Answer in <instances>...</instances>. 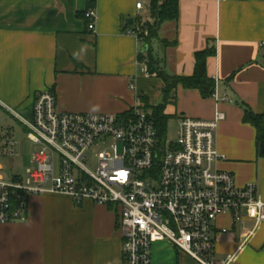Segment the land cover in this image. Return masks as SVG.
<instances>
[{
  "label": "crops",
  "instance_id": "obj_1",
  "mask_svg": "<svg viewBox=\"0 0 264 264\" xmlns=\"http://www.w3.org/2000/svg\"><path fill=\"white\" fill-rule=\"evenodd\" d=\"M137 2L144 6L140 13ZM146 7L147 0H94L95 30L89 31L88 0H0V110L31 119L35 97L46 90L54 93L57 110L67 113L122 115L137 97L150 108L162 106L164 82L141 72L144 39L126 34L141 29L140 17L151 21ZM178 10L177 20L160 26L152 56L164 74L191 78L196 54L214 49L206 75L215 82L217 99L179 84L163 114L176 131L181 117L211 120L223 113L216 132L218 168L231 173L238 187L255 184L264 200V159L257 155L255 129L243 122L244 107L264 114V0H178ZM18 144L6 156L14 157ZM118 213L67 196L28 197L25 220L0 225V264H118ZM214 229L217 260L230 255L231 264H264V222L253 230L249 219L233 223L221 216ZM151 264L197 263L158 242Z\"/></svg>",
  "mask_w": 264,
  "mask_h": 264
},
{
  "label": "built area",
  "instance_id": "obj_2",
  "mask_svg": "<svg viewBox=\"0 0 264 264\" xmlns=\"http://www.w3.org/2000/svg\"><path fill=\"white\" fill-rule=\"evenodd\" d=\"M135 8L144 10L141 2ZM84 17L87 29L94 31L95 9ZM138 31L126 34L143 39ZM140 67L148 74L145 62ZM221 100L231 102L227 96ZM136 101L127 115L67 113L57 110L54 93L46 90L35 97L31 119L9 109L37 149L23 175L9 181L0 175V225L24 221L28 197L67 196L75 203L118 210V264H151L152 246L158 242L170 243L197 264H231L233 256L215 258L216 220L249 219L254 230L264 222V200L255 184L238 187L231 173L218 168L222 156L216 132L225 115L181 117L176 139L162 141L151 114L139 107L138 97ZM15 145V140H5L4 154L12 155ZM100 146L91 171L87 154Z\"/></svg>",
  "mask_w": 264,
  "mask_h": 264
},
{
  "label": "trees",
  "instance_id": "obj_3",
  "mask_svg": "<svg viewBox=\"0 0 264 264\" xmlns=\"http://www.w3.org/2000/svg\"><path fill=\"white\" fill-rule=\"evenodd\" d=\"M148 1V11L150 22L148 28V34L146 37L141 34L139 29L140 38L144 39L145 45L147 47L146 51L141 53L139 61L145 62V67L149 75L155 74V76L164 82V96L165 100L163 105L167 103L169 98V93L176 88L177 85L181 84L187 89H197L201 96L204 98H209L214 95L215 92V82L209 79L206 75V59L210 56H214V49H206L203 52L196 54V65L194 69V74L191 78H178L172 77L164 74L161 69H159V60L152 56V44L158 41V33L160 26L165 22L175 21L178 18V0H147ZM94 0H88V9L92 8ZM87 9V10H88ZM86 10V11H87ZM85 18V17H84ZM163 47H168L171 43L166 41H160ZM139 107L143 110H151V118L155 123V128L158 132L159 137L165 138L166 134V123L167 117L163 114V105L158 107L150 108L147 100L142 97H138ZM130 112V111H129ZM129 112L123 114L127 115ZM243 122L252 126L256 131V148L258 158L264 159V114L259 115L253 113L247 107H244Z\"/></svg>",
  "mask_w": 264,
  "mask_h": 264
},
{
  "label": "rangeland",
  "instance_id": "obj_4",
  "mask_svg": "<svg viewBox=\"0 0 264 264\" xmlns=\"http://www.w3.org/2000/svg\"><path fill=\"white\" fill-rule=\"evenodd\" d=\"M147 11L148 8L146 7ZM139 24L141 31L145 33L148 32L149 22H144L143 17L139 18ZM142 34L144 35V33ZM152 104H159V101L156 99H151ZM151 114L149 109L146 110ZM166 134L164 135L168 140L176 139V131L172 121H167L166 123ZM26 130L23 127L22 123L16 118L10 116L4 111L0 110V175L7 181H9L13 174H22L26 169L30 167L29 161L31 154L37 149L26 137ZM8 138H11L18 142L16 153L14 157H9L4 154V141ZM164 138V139H165ZM103 150V147H95L88 152L87 156L89 158V163L87 167L93 171L95 155Z\"/></svg>",
  "mask_w": 264,
  "mask_h": 264
},
{
  "label": "water",
  "instance_id": "obj_5",
  "mask_svg": "<svg viewBox=\"0 0 264 264\" xmlns=\"http://www.w3.org/2000/svg\"><path fill=\"white\" fill-rule=\"evenodd\" d=\"M127 23L130 24V25H132V23H133V19H128V20H127ZM128 24H127V25H128ZM146 49H147V47L144 48V51H146ZM144 51H143V52H144Z\"/></svg>",
  "mask_w": 264,
  "mask_h": 264
}]
</instances>
